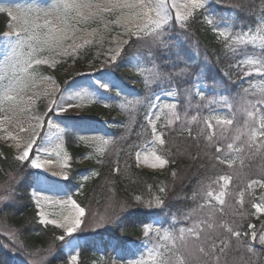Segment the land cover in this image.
Instances as JSON below:
<instances>
[{"label": "trees", "instance_id": "16d2710c", "mask_svg": "<svg viewBox=\"0 0 264 264\" xmlns=\"http://www.w3.org/2000/svg\"><path fill=\"white\" fill-rule=\"evenodd\" d=\"M262 14L264 0H210L204 9L198 10L194 17L190 18L186 30H182L180 23L175 22L171 23V28L165 27L167 39L173 46L168 54L154 47L150 37L146 39L131 37L128 40L130 42L123 45L121 55L108 66V69H113L118 82H121L122 87L128 92L145 91L139 76H131L128 72L135 62L168 73L174 71L172 65L179 59L180 67L185 63L192 66L193 75L173 77L171 80L157 81L154 84L155 91L166 92L175 89L179 101L177 113L180 120L158 126V131L164 133L166 142L161 146V152L163 157L169 160L167 169L162 172L138 167L134 161L136 149L134 145L115 152L113 146L117 140L128 135L122 134L124 126L122 116H116L113 109L104 111L98 109L101 113H107V118L99 117L93 112L76 117L79 123L94 124L102 119H106L108 123L106 131L113 137V146L97 161L86 166H78L76 159L85 149L77 142L72 131L66 132L65 148L72 156V168L67 178L62 181L67 192L85 209L86 215H90L92 210L96 213L101 212L107 190L112 191L113 199L118 201L106 219L107 226L102 225L100 231L95 233L98 238L103 239L100 241L101 244L96 241L92 243L94 245L89 241L84 243L79 250L77 264H91L92 259L97 257L96 249L100 245L104 246L107 256L112 254L108 248L107 238L116 239L120 244L124 233L135 232L152 219H159L161 226L168 228L173 220L178 224L187 223L194 215L202 214L198 211L200 209L198 204L203 200L201 189L205 191L206 186L225 175L231 177L226 202L222 211H213L211 218L209 219V216L206 218V222L211 223L213 227L208 229L207 223L202 227L213 235L227 237L230 240L225 254L220 255L219 264H264V246L259 245L257 241H250V234L248 240L243 239V234L250 232L251 224L258 235L264 230V214L258 215L253 206L258 200L264 203V186L260 190L262 192L260 197L258 196L260 191L249 190L251 181L264 179V151L255 156L247 150L236 153L234 149L240 147V141L233 139L232 132V129L248 119L245 108L253 110L247 102L255 103L264 99V92L259 93L248 88L244 79L247 75L237 64L240 59V48H237L236 52L229 50L225 46V41L218 39L212 31L213 25L207 23L209 18L216 24L229 21L236 27L241 22L247 27L254 25ZM7 20L6 14L0 12V33L3 32ZM124 77L133 78V85L125 82ZM196 84H201L206 90L202 97L195 96ZM112 92L115 93V90ZM225 100L231 107L225 106ZM211 106L227 108L232 115L229 119H232L235 113L233 125H217L213 119V128L208 129L204 118L208 117L205 113ZM257 107L264 110L262 105ZM192 116H196L197 119L193 121ZM224 127H227L228 131L223 139H218ZM185 129H190L192 135L189 136ZM202 129L203 135H198ZM210 132L215 133L211 146L207 140ZM230 143L234 146L232 150L227 147ZM216 147H220L219 153L216 152ZM33 154L34 151L32 156ZM216 155L222 159H233L234 163L231 166L221 164L215 160ZM90 170L95 176H91L80 187L79 174ZM173 172L176 173L175 176L172 175ZM16 177L19 178L15 179ZM36 177L37 172L30 166V161L25 162L21 168V162L15 159L12 152L1 146L0 189L12 184L14 192L6 205H0V264H30L33 257L27 253H36L37 257L46 256L50 247L55 252V258L49 259L47 264H70L61 249L63 242L56 239L57 236L63 235L61 230L37 221L36 210L30 197V190ZM162 187L165 189L163 193L160 192ZM242 190L245 193L244 203L239 205L235 200ZM153 193H156L163 202L158 208L146 209L140 202L134 200V196ZM2 194L0 191V195ZM121 205L125 206L123 210L120 209ZM111 217L115 219L107 222ZM85 223L84 220L82 228L77 230L76 235H85L97 229L96 227L93 231L88 229L84 232ZM223 225L242 233L239 247L236 238L231 237ZM125 237L131 238L126 235ZM244 243H251L256 249V255L248 253L243 247ZM20 245L23 246L21 250H12L19 249Z\"/></svg>", "mask_w": 264, "mask_h": 264}, {"label": "rangeland", "instance_id": "374dc122", "mask_svg": "<svg viewBox=\"0 0 264 264\" xmlns=\"http://www.w3.org/2000/svg\"><path fill=\"white\" fill-rule=\"evenodd\" d=\"M52 2L53 0H0V8L6 10L10 9L14 14H17L18 10H23L33 6L47 11ZM98 2H100V0H93V3ZM171 2L172 0H169V3ZM209 2L210 0H205V4H208ZM176 3L183 4L185 3V0H176ZM175 11V9L170 10L169 14L172 17L170 24L172 22L180 23L179 21H175ZM4 13L7 15L6 11ZM121 16L122 13L119 11H114L112 13L106 12L103 14L102 21L98 20L96 22L90 23L89 25H81L80 27L86 28L88 32H92L93 29H96L97 34L95 36L88 37L81 32H77V38L75 41L76 43H83V39H91L93 43L85 44L77 51L74 56H60L44 51L41 52L37 58H48L49 56H52V58H54L57 63L54 66H52L51 63L32 65V69L37 74V78L28 82V87L24 92L21 93V95L23 96L24 101H27L29 97L33 98L34 103L31 104L32 113H44L45 122L44 126L39 130L40 138L36 140V144L31 150V158L35 159L39 157L41 163L49 159L53 161L52 166L46 165L45 168L40 169L32 167L37 172V177L35 179L34 185L32 186V190H30V196L36 209L37 221L39 223H41V218L39 216V212L41 210L45 213L46 218L49 220L62 219V216L67 215L70 211V207L61 208L59 203L71 198L62 182L66 178L63 175H53V173H59L62 171L61 164L64 162L63 156L65 153L70 157V159L67 162L68 167L64 170H66L69 174V171L72 168V156L65 148L66 132L72 131L76 136V140L80 142L85 148L84 153L76 159V163L81 167L88 165L90 161H97V159L108 152L113 146V137L111 133L106 131V127L108 125L106 119H102V121H97L94 124H90L79 123V120H77L76 117L79 118L80 116L88 114L89 112H93L99 117L107 118V113H101L98 111V109L100 107L107 108L108 106H112L116 116H122L121 118L124 123L122 134L128 135L127 137H123V139L117 140L118 142H116L113 146L115 152L119 149H124L125 147L128 148L129 146L134 145L136 146V149L134 150V161L139 167L148 168L154 171H164L168 167V164L164 165L163 167H153L152 159L150 158L149 161L145 163L143 157L145 153L150 154L153 151H155L157 155H162L161 146L158 144V142H155V137L152 134L149 119L154 120L157 127L169 124V120L173 118L171 117V114L165 105L175 104L177 112V106L179 103L177 91L175 89L166 92L164 90L155 91L154 84L157 82V80H154L151 76V72L154 70V68L146 64L135 62V64H133L128 71L131 76H139V80L143 82L145 91L142 93L137 91H126L122 87L121 82H118V79L115 77L113 69H108V66L110 65L108 63L110 49H114L117 46V42L127 41L130 38L126 28L131 27L133 30H135L136 25L141 23L140 20H135L129 24H125L123 22L120 24L114 23V21L120 19ZM208 20L209 18L207 21ZM39 22L43 24V17H41ZM106 23L107 27H105ZM262 23H264V14L260 16L254 25H248L247 27H244L243 23L241 22L238 23L236 27L229 21H225L221 24L212 23V31L214 28H216L218 31L226 32L227 35L224 37L219 36L218 31H213L215 32L218 39L225 41L224 43H226V46L231 43L232 37L237 35L247 34V38L252 36H264V32L258 31ZM10 24H13V22L9 17V21L6 24L4 32L0 34V60H2L3 56L9 50L3 34L11 30L9 28ZM58 25L59 21H54V26ZM13 28H15L14 24ZM11 39L14 40V37ZM71 43V40L66 41L65 47ZM122 46L123 45H121V47ZM226 47L229 50H233V48H240V59L238 60L237 64H239V66L243 69L244 73H247V76L244 77L247 86L249 89L255 90L259 93L264 92V71L256 72L253 66L240 63L246 59H262L260 40L257 39L255 43H253L250 39H248V42L243 45L236 44ZM49 77L50 79H47ZM124 78L125 82L130 84L134 83L133 78ZM96 81L109 83L111 86L110 90L105 91L104 89L99 88L96 84ZM5 83H7V81H5ZM53 83L60 91L69 90L71 92H75L79 91L82 87L90 88V91L95 90L100 95V100L103 102H89V100L85 98L83 101L84 107L82 108L72 109L67 112H59L55 110L53 106V111L49 112L47 106L50 104V101L53 98L60 100V91H57L53 96L47 94ZM112 90H115V93L111 92ZM71 92H69V94H71ZM195 92L198 96H202L205 91L202 85L198 84L196 85ZM0 95H2V93H0ZM129 101H131V103H129ZM72 102L80 103L78 100H74ZM122 104L124 105L123 107H121ZM25 106V103H21L19 105L21 108ZM66 106L67 105L65 104V107ZM7 107L8 105L0 103V109H6ZM5 115L12 117L13 113L11 111H0V129L8 128L9 131H13V129L16 127L17 121H22L25 123V126H27V116L29 113H20L17 110V113L10 123L3 120ZM207 115L208 117H229L227 109L224 107L210 110L207 112ZM157 116L160 118L156 119ZM48 121H51V125H49ZM4 136L5 133L0 131V145L3 144L8 147L12 154L16 157L18 154L17 148L15 147L17 142L13 140H7V142H5ZM81 137H84L85 139H81ZM93 140L95 142H90ZM102 140H107L109 143L104 144L101 142ZM33 151L35 154L34 156H32ZM57 152L60 153L59 156L56 155ZM137 152H140L141 154V160L139 162L136 161ZM91 176H95V173L91 170L80 173V187H82L83 183L89 180ZM85 177H87V179H85ZM223 184L224 182L221 180H218L215 183H210V185H208L210 187H206L205 191L211 190L214 193H218L222 190ZM228 185L227 188L223 189L226 192L224 197L225 202ZM262 188L263 186L259 184H251V182L249 183V190L251 192L260 191ZM34 194H38V196ZM261 195L262 192L260 191L258 196L260 197ZM38 197L41 199V206L39 208L37 207ZM137 197L140 199L138 200ZM157 198L160 199L156 193L146 194L143 196H134V200L140 202L141 206L146 209L158 208L160 205L157 206L156 204ZM149 202L152 204L151 207L148 206ZM117 203L118 201L113 199L112 191L107 190L105 197L103 198V208L101 209V212L96 213L92 212V210L90 215L85 214V216L82 218L83 221H86V229H84V232H87L88 229L89 231H93V228L95 230L96 227L97 229L85 235H76V232L73 233L72 237L67 238L73 240V245L71 248L63 247V242L61 249L69 263L71 255L78 254L81 246H83L84 243L89 241L91 245H94L92 243L96 241L101 244L100 241L103 239L98 238L95 233L96 231H100L102 225L107 226V224H105L106 219L111 215V210L115 205H117ZM235 203H239L240 205L239 197L236 198ZM255 204L264 205L261 200L256 201L254 205ZM200 205H204L203 208L199 207L200 209H198V211H200L202 214L198 216L194 215V217L191 216L192 219H189L187 223L178 224L177 221L173 220L171 221V226L168 228H163L160 225L159 219H153L149 224H147V226H150L154 230L159 229V234H157L156 231H152L148 236H145L144 228L146 225H144L141 228H137L135 232L131 231L124 233V235L121 237L122 240L120 244H118L116 239L107 238L109 242L108 248L111 250L112 254L107 256L104 246L99 244L100 246H97L96 249L97 257L92 259L91 264H128L129 261L140 259L142 256L147 259L149 249H152L154 246H164L161 250L166 251L167 247L171 246V241L165 239L166 233L176 235L178 234L177 230L180 227H189L194 220L206 221V218L209 216V212H219L223 207V205H220L214 198L211 199L210 204L207 203L204 196L203 200L200 202V204H198V206ZM255 211L258 215L264 214V211H258L256 208ZM210 218L211 217L209 216V219ZM56 228L61 230V232L64 234L62 229L58 227ZM125 235L131 236V238L127 239Z\"/></svg>", "mask_w": 264, "mask_h": 264}, {"label": "snow or ice", "instance_id": "6c2138e0", "mask_svg": "<svg viewBox=\"0 0 264 264\" xmlns=\"http://www.w3.org/2000/svg\"><path fill=\"white\" fill-rule=\"evenodd\" d=\"M206 7L205 0H185V3L178 4L176 0H100L98 3H93V0H53L49 9L45 11L42 8L33 6L23 10H18L17 14H14L12 10L0 8V12H7V15L11 18L13 24L9 25L10 31L3 34L7 42L8 51L0 60V103L8 105L6 109H0V111H11L13 113L12 117L5 115L3 120L5 122H11L14 118L17 110L20 113H29L27 116V126L22 121L16 122V127L13 131H9L8 128H2L0 131L5 133L4 139L16 141L15 147L17 148L18 154L15 159L21 162V168L25 165V162H29L33 168H45V166H52L53 161L51 159L40 162L39 157L33 159L31 158V150L36 144V140L40 138V129L44 126L45 114L36 112L32 113L31 104L34 103L33 98L29 97L27 101H24L22 92L28 87V82L37 78V74L32 69V65L49 64L54 66L57 61L49 56L48 58H37L41 52L47 51L50 54L60 55V56H74L79 49H81L85 44H91L93 41L91 39H83V43H76V33L81 32L85 36L92 37L97 34V30L93 29L92 32H88L86 28L80 27L81 25H89L90 23L96 22L98 20H103L104 13H112L114 11H119L122 13L120 19L114 21V23L120 24L121 22L129 24L135 20H140L141 23L136 25L135 30L131 27L126 28V31L130 37H136L137 39L151 38V44L160 49L163 53L168 54L169 50L173 47L167 39L168 33L165 32V27L171 28L170 21L172 17L170 16V10L175 9V21H179L180 28L186 30L188 27V21L190 18L194 17V14L198 10L204 9ZM43 17L44 22L41 24L39 21ZM51 17V18H50ZM54 21H59L58 26H54ZM212 24V20L207 21ZM107 27V23L105 24ZM213 31H218L214 28ZM258 31L264 32V23ZM219 36L226 37L225 31H218ZM14 37V40L11 39ZM255 43L257 39L260 40L261 44V56L262 59H246L241 61V64H247L253 66L256 72L264 71V36H252L247 38L245 35H237L232 37L231 43L226 46L231 45H243L248 42ZM71 40L72 43L65 47V42ZM130 41H119L114 49L109 51L108 63H114L117 58L121 55L122 47L121 45L128 44ZM134 42V41H131ZM27 49V52H26ZM236 52V49L233 48ZM242 54V53H241ZM177 57L179 54H176ZM179 59L173 63L172 67L174 71L164 72L161 70H152L151 76L154 80L165 81L171 80L173 77H185L192 76L191 71L192 66L185 63L183 67L179 66ZM247 75V73H245ZM47 79H50L47 78ZM7 81V83H5ZM99 88L105 91L110 90L111 86L109 83L96 81ZM90 88L82 87L79 91L71 92L69 90L60 91L53 83L52 87L48 90V95L53 96L57 91H60V100L52 99L50 104L47 106L48 111H53V106L55 110L59 112H67L72 109L84 107L83 101L85 98L89 102H103L100 100V95L95 90H89ZM247 91V90H245ZM71 92V94H69ZM78 100L80 103H73L72 101ZM21 103H25V107H19ZM131 103V101H129ZM250 104L253 110H247L245 108L248 119L244 121L242 125L236 126L232 129L233 139L235 141H240V147L235 148L236 153H243L247 150L251 155L255 156L257 153L264 151V110L257 107V105L264 106V99L257 100L255 103L251 101L247 102ZM65 104L67 105L65 107ZM226 107H231L228 105L227 100L224 101ZM124 105L122 104L121 107ZM165 107L169 110L171 117L173 119L169 120V123H173V120H180L179 114L176 112L175 104H168ZM163 111V110H161ZM160 117L157 116L156 119ZM191 119L195 121L196 116H192ZM215 120L217 125L231 126L235 120V113H233V118L229 119L227 117L221 116H211L205 117L204 123L208 129L213 128L212 120ZM51 125V121H48ZM149 124L151 126V131L155 137V142H158L160 146L165 145V138L163 132H158L157 126L154 120L149 119ZM189 136L192 135L190 129H185ZM228 128L224 127L219 134L218 139H223L227 133ZM198 135H203V129ZM215 133L210 132L207 136L209 141V146L213 143V136ZM81 139H85L81 137ZM90 142H95L90 141ZM104 144H108L109 141L102 140ZM230 150L233 149V144H228L227 146ZM221 151L220 147H216V152ZM57 156L60 155L59 152L56 153ZM152 159L153 167H163L169 163L168 159H165L162 155H157L155 151L152 153L144 154V162L147 163L149 159ZM215 160L221 164H228L231 166L234 163L233 159H222L219 155H216ZM70 157L65 153L63 156V163L61 164L62 171L59 173H53V175H63L67 178L68 173L66 170L68 167V160ZM141 160L140 152L136 153V161ZM47 170V169H46ZM118 170V169H117ZM175 172L172 173L175 176ZM240 175V173H237ZM16 177L15 179H18ZM87 179V177H85ZM219 180L223 181L222 190L218 193H214L211 190L204 191L201 189V194L206 198L207 203H211V199L214 198L220 205L225 203L226 192L223 190L227 188L228 183L231 180L230 176H221ZM251 184H259L264 186V179L253 180ZM210 187V186H206ZM2 195H0V205H6L11 199L14 192L12 184L4 186L2 189ZM165 189L160 188V192L163 193ZM244 191L239 192V202L244 203ZM37 195L38 194H34ZM139 200L140 198L137 197ZM61 208L70 207V211L67 215H63L62 219H52L46 218L45 213L41 210L39 212L40 222L44 225H54L63 230L64 234L57 236L56 239L64 242L63 247L71 248L73 245L72 239H67L73 236V233L77 232L81 228L83 217L85 216V209L81 207L75 200L69 198L66 201L59 202ZM163 203L159 198L156 200L157 206ZM41 206V199L37 198V207ZM151 207V202L148 203ZM258 211H264V205L255 204L253 205ZM125 206L121 205L120 209L123 210ZM203 208L204 205H200ZM195 211V210H194ZM222 211V209H221ZM213 215L209 212V216ZM188 217H186L187 219ZM115 217H111L107 222H112ZM207 222L204 220H194L189 227H180L177 231L178 234L172 235L170 233L165 234V239L171 241V246L167 247L166 251L161 249L164 246H154L148 251V258L145 259L143 256L140 259L129 261L128 264H219L220 255L225 254L226 249L229 247V238H221L220 236H214L210 232L204 230L202 225ZM100 226V225H98ZM213 225L207 223V228L211 229ZM226 228L227 233L231 237H235L240 246L242 233L238 230H234L232 227L223 225ZM249 228H254V226L249 225ZM156 231L159 234V229H152L150 226H145L144 235L148 236L150 232ZM243 239L246 241L249 239V233L245 232L243 234ZM250 240L257 241L259 245L264 246V230L258 235L255 230L250 233ZM78 247V245H77ZM243 247L248 253L256 255V249L251 243H244ZM22 245L19 249L14 248L13 251L21 250ZM48 255L37 257L36 253H27V255L33 257L30 264H47L49 259L55 258V252L53 248L47 250ZM219 253V254H218ZM79 259L78 254L71 255L70 264H77Z\"/></svg>", "mask_w": 264, "mask_h": 264}, {"label": "bare ground", "instance_id": "6f19581e", "mask_svg": "<svg viewBox=\"0 0 264 264\" xmlns=\"http://www.w3.org/2000/svg\"><path fill=\"white\" fill-rule=\"evenodd\" d=\"M67 196V195H66Z\"/></svg>", "mask_w": 264, "mask_h": 264}]
</instances>
